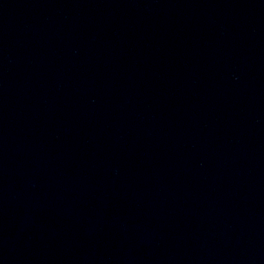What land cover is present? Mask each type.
<instances>
[{
	"label": "water",
	"instance_id": "95a60500",
	"mask_svg": "<svg viewBox=\"0 0 264 264\" xmlns=\"http://www.w3.org/2000/svg\"><path fill=\"white\" fill-rule=\"evenodd\" d=\"M0 264H264V0H0Z\"/></svg>",
	"mask_w": 264,
	"mask_h": 264
}]
</instances>
